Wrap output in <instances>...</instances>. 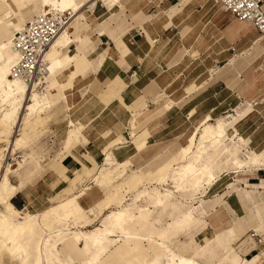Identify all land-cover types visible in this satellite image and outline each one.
Listing matches in <instances>:
<instances>
[{"label": "crops", "instance_id": "crops-1", "mask_svg": "<svg viewBox=\"0 0 264 264\" xmlns=\"http://www.w3.org/2000/svg\"><path fill=\"white\" fill-rule=\"evenodd\" d=\"M189 1L193 16L187 19L150 20L162 12L166 3L178 7L181 0H118L109 4L74 0L79 8L74 13L77 20L67 30L71 41L50 56L59 61L60 67L51 75L49 89L54 97L48 94V107L40 118L44 121L43 134L38 135L59 138L60 144L50 151L42 144L33 145L31 152L44 154L42 159L26 158L24 164L10 172L17 187L11 198L15 209L36 211L75 193L88 179L96 184L94 177L102 170V155L117 136L121 142L112 146L118 151L117 158L125 157L131 163L125 168L137 173L165 162L183 148L203 122L223 117L225 133L202 162L204 170L212 171L213 183L198 187L203 189L190 200L197 199L201 206V198L207 193L226 192L246 173H251L247 175L251 187L257 191L262 187L264 159L258 158L255 163L256 153L243 160L234 157L235 166L226 170L233 176L219 188L223 176L215 173L209 157L225 143L229 130L233 143L241 145L242 138L247 148L264 151V38L257 39L261 34L251 25L244 31L238 20L215 14L219 8H208L210 1ZM156 6L160 7L158 11ZM261 9L264 13L262 1ZM3 12L4 21L11 20L13 13L7 0H0V13ZM38 12L34 9L29 17H15L12 24L17 27L10 33ZM167 104L159 116L141 121L132 131L133 111L153 112ZM229 125L232 127L226 129ZM165 153H170L167 159ZM250 158L254 159L252 164L247 163ZM36 164L39 168V164L48 168L54 164L57 169L42 175L38 172L21 187L18 173H33ZM235 169L241 171L232 172ZM47 175H51L49 180ZM55 179L61 183L57 192L49 186ZM226 200L236 214H242L235 200ZM220 208L207 216L224 214ZM188 213L178 220L180 231L194 219L190 210Z\"/></svg>", "mask_w": 264, "mask_h": 264}, {"label": "bare ground", "instance_id": "bare-ground-1", "mask_svg": "<svg viewBox=\"0 0 264 264\" xmlns=\"http://www.w3.org/2000/svg\"><path fill=\"white\" fill-rule=\"evenodd\" d=\"M20 1L23 6H27L33 0ZM207 1H210L208 8L210 7L211 10L219 7H223L225 10L223 0ZM261 1L264 7V1ZM38 2L40 8L37 14H48L51 10L69 11L73 18L57 34L45 51L44 60L47 69L43 80L34 81L30 85L21 76L12 74V68L19 59L18 51L12 45V38L24 24L18 27L9 38L0 41V143H3V146H0V194L3 195V200H0V264H3L4 257L10 258L11 262L17 260L18 264H43V255L47 258L51 257L55 263L68 264L57 257L52 248L57 251L55 248L58 245L77 247L79 242H82L83 246L79 248L81 260L78 264H90V262L91 264H162L157 261L162 253L166 255V262L163 264H182V262L184 264H189V262L190 264H199L193 257L185 255L188 249L186 245L179 251H174L170 245L163 241L162 229L157 227L156 221L152 217V211L159 208L164 209L165 203L174 197L171 189L162 186L167 181L173 188H183L184 190L196 189L205 183L212 185V171L204 170L202 162L208 150L216 146L225 133L224 120L221 118L214 122H203L196 134L189 137L185 147L177 150L162 164L154 166V169L146 167L151 171L138 176L130 175L129 178H132L133 186L152 182L160 184L159 187L153 186L150 189L143 187L137 193L136 201L143 199L147 204L136 203L132 207L110 210L103 215L100 224L91 230H72L77 225V220L85 217L83 208L76 202L77 198L85 192L84 190L70 194L41 210L30 211L26 207L20 211L12 205L11 198L17 187L10 183L9 174L21 164L8 163L7 158L22 143L23 137L13 136L11 139H2L1 135L11 133L12 126L22 125V123H28L32 129L38 126L40 118L43 117L42 112L48 107L49 92L40 94L36 90L41 88L43 81L60 67L59 61L51 59L50 56L70 43L71 40L66 29L74 21L76 17L74 13L79 8L74 0H38ZM116 2L118 1L116 0ZM161 11L150 20L156 17L187 19L193 16V8L189 0H181L178 7L172 3H166ZM5 12L0 13V21L5 20ZM236 20L240 21L239 24L243 26L244 31L248 30L251 25L247 20L237 18ZM260 34L257 39L264 38V33ZM51 86L52 83L50 88ZM168 105H163L162 109L155 108L153 112L147 109L141 112L137 111L130 122L132 131L141 121L159 116ZM104 159L105 165L108 164L109 155ZM253 162L254 159L250 158L247 163L252 164ZM113 166L103 167L94 180L96 182L101 179L107 180L108 173L112 169L109 171V167ZM240 171L241 169H235L232 172ZM34 173L35 171L30 174L18 173L20 186L22 187L30 181ZM229 174L226 173L219 180L218 188L229 180ZM103 200L106 203L110 202V197ZM188 211L182 213L181 216H188ZM175 221L176 219L172 224ZM255 246V250L258 252L257 245Z\"/></svg>", "mask_w": 264, "mask_h": 264}, {"label": "rangeland", "instance_id": "rangeland-1", "mask_svg": "<svg viewBox=\"0 0 264 264\" xmlns=\"http://www.w3.org/2000/svg\"><path fill=\"white\" fill-rule=\"evenodd\" d=\"M99 1L105 4L116 2V0ZM7 4L9 5L10 11H12L13 14H11L10 16L11 20H7L8 22H5L3 20L0 21V31L3 30L4 32V35L0 36V41L5 40L7 36L11 35L10 30L13 31V27H17L16 25L14 26L12 24L15 17H21V15L29 17L33 15L34 9L38 10L40 8L38 0H33L27 6H23L20 0H7ZM159 9L160 7L156 6V11H158ZM215 14H218L219 16H223L225 14L228 17V20L236 19L229 12L225 11L223 7H219L218 11ZM149 15L151 16L153 14ZM74 20H77V16ZM74 22L75 21H73L66 30H68ZM8 33L10 34L7 35ZM3 37L5 39H2ZM51 79V76L47 77L41 84V88L37 89L36 91L40 94L45 92H49V94H51L52 92L49 89ZM51 97H54V95L51 94ZM45 112L46 110L42 112L41 115L44 116ZM132 113V115H135L134 111ZM226 120L229 121V119ZM43 122L44 121L42 119L38 127L35 129L30 128L28 126V123H22V125L20 124L18 126H12L11 133H7V135H1L2 139H11L13 136L23 137L22 143L18 145L15 148L14 153L7 158L8 163L15 162L16 164H24L26 158L27 160L39 159V156H41V154L37 156L34 152H31L30 149L35 144H42V148H49V151L60 144L59 138H50L49 135L46 136V138H42V135L38 136L40 133L43 134ZM231 127L232 125H229L226 127V129ZM226 134L227 139L225 143L221 145L218 150L213 152L209 157V160H213L212 164H214L215 173L219 177H222L226 173H229L226 170H230L235 166L232 164V162H234V157L239 160H243L245 159L246 155H252L253 153H256L257 160L255 163L259 162L258 158H262V160L264 159V151L259 153L258 150L247 148L244 145V141L242 138L239 139L241 145H239V143L235 144L230 139L231 131L229 130ZM116 142H121L119 136H117L115 141L108 145L110 147L109 151L106 152L104 156L102 155L100 161V165L102 164V168L114 165L113 167H109V171L111 168L112 169L108 173L107 180L101 179L98 182H96L95 180L96 184L93 185L91 182L92 180L88 179L85 183L78 186V189L75 193H79L83 190L85 191L76 200V202L83 208L85 217L83 219H78L77 225L73 227L72 230H91L94 226L100 224L103 215H105L110 210L121 207H132L136 203L147 204L143 199L136 201L135 198L137 193L142 190L143 187H147V189H150V187L152 188L153 186H160V184L154 182L142 184L140 183L133 186V184L131 183L132 178H129L132 173L134 176H138L141 175V173L143 174L151 170H147L146 168L136 173L131 171L129 167L125 168L126 164L131 163L128 160L126 162L125 157L119 159L117 158L118 151H113L115 149L112 148L113 144H115ZM173 142V140L170 141V145ZM186 144L183 147H185ZM0 146L2 147L3 143H0ZM133 146L135 145L133 144ZM124 150V148L121 149V151ZM43 155L44 154H42V156ZM107 155H109V161L108 164L105 165L104 158ZM169 155L170 153H165L164 157H166L167 159ZM162 163L163 162H161L160 164ZM32 165L33 164H28V166ZM39 165L41 166V168H39L38 165L35 166L34 174H37L39 172V174L41 173L42 175L46 172L55 171L57 169L54 164L50 168H48L49 165ZM124 168L126 169L125 171ZM154 168L155 167H153L152 169ZM249 174L251 173L244 174L243 176H241L240 181L235 182L233 185L230 184L226 192L207 193L202 197L201 206H199V202H197V199H190L196 192L202 190L203 187L198 188V190L194 192H189L188 190H184L183 188L175 189L171 186L170 183H168V181L165 182V184L162 186L171 189L174 197H171V199L165 203L164 209L159 208L158 210L152 211V217L155 219L157 227L162 229L163 241H165L166 244L170 245L174 251H179V249L186 245L188 249L186 250L185 255L193 257L199 264H264V183L260 184V186L262 187H260L257 191L255 187H251L249 185L250 183H252L248 180L247 175ZM229 175L231 179L233 174L230 173ZM50 178L51 175H47V180H49ZM9 181L12 184L15 183V179L10 175ZM49 186L57 192L61 186L60 180L59 182H57V179L50 181ZM109 197L110 202L106 203L103 199ZM226 197L235 200L241 206V208L243 209L242 214L238 215L234 212L230 203L226 200ZM82 202H84V204H82ZM53 204L47 203L43 207H41L40 210L47 207L48 205ZM220 207H222L225 215L221 212V215L218 216H207V214L212 213L216 209L221 210ZM187 210L191 211L194 219L190 220V224L185 230L182 229L184 231H180V229H178L180 228L178 220L181 217L182 213L187 212ZM175 219L176 221L172 224ZM84 220L88 222H85ZM248 229L251 230L247 232ZM255 245H257L258 252L255 250ZM82 246L83 243L79 242L77 244V247H62L61 245H58L55 248L57 249V251L54 250V248L52 249L56 256L64 262H67L68 264H78L81 260L79 248H81ZM2 261L3 264H18L17 260H12L11 262L10 258L6 257H4ZM157 261L162 264L165 263V253H162L157 258ZM43 264L58 263H55V261L51 260V257L48 256L47 258L43 255Z\"/></svg>", "mask_w": 264, "mask_h": 264}, {"label": "built area", "instance_id": "built-area-1", "mask_svg": "<svg viewBox=\"0 0 264 264\" xmlns=\"http://www.w3.org/2000/svg\"><path fill=\"white\" fill-rule=\"evenodd\" d=\"M225 10L235 18L247 20L259 33H264V13L258 0H223ZM69 11H49L28 20L12 38L13 48L19 53L12 74L21 76L27 84L43 80L47 64L44 54L57 34L72 20Z\"/></svg>", "mask_w": 264, "mask_h": 264}, {"label": "snow or ice", "instance_id": "snow-or-ice-1", "mask_svg": "<svg viewBox=\"0 0 264 264\" xmlns=\"http://www.w3.org/2000/svg\"><path fill=\"white\" fill-rule=\"evenodd\" d=\"M0 200H3V195L2 194H0ZM90 264H91V262H90ZM182 264H184V262H182ZM189 264H190V262H189Z\"/></svg>", "mask_w": 264, "mask_h": 264}]
</instances>
